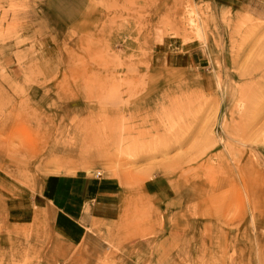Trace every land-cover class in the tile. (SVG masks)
I'll return each instance as SVG.
<instances>
[{
  "label": "rangeland",
  "instance_id": "obj_1",
  "mask_svg": "<svg viewBox=\"0 0 264 264\" xmlns=\"http://www.w3.org/2000/svg\"><path fill=\"white\" fill-rule=\"evenodd\" d=\"M75 173L118 188L70 247ZM0 264H264V0H0Z\"/></svg>",
  "mask_w": 264,
  "mask_h": 264
},
{
  "label": "crops",
  "instance_id": "obj_2",
  "mask_svg": "<svg viewBox=\"0 0 264 264\" xmlns=\"http://www.w3.org/2000/svg\"><path fill=\"white\" fill-rule=\"evenodd\" d=\"M200 1L209 3L215 10H233L243 0ZM117 188L116 181L112 179L100 181L77 173L50 174L42 181L38 197L40 206L36 207L45 211L49 227L65 245L76 246L84 241L87 236L86 229L93 222L113 219L107 214L111 211L107 206L116 196ZM150 191L153 195H159L166 190L157 186Z\"/></svg>",
  "mask_w": 264,
  "mask_h": 264
},
{
  "label": "built area",
  "instance_id": "obj_3",
  "mask_svg": "<svg viewBox=\"0 0 264 264\" xmlns=\"http://www.w3.org/2000/svg\"><path fill=\"white\" fill-rule=\"evenodd\" d=\"M101 177V172L100 171H96L94 173V178H100Z\"/></svg>",
  "mask_w": 264,
  "mask_h": 264
},
{
  "label": "bare ground",
  "instance_id": "obj_4",
  "mask_svg": "<svg viewBox=\"0 0 264 264\" xmlns=\"http://www.w3.org/2000/svg\"><path fill=\"white\" fill-rule=\"evenodd\" d=\"M80 154H81V152H80ZM58 156H59V155H58ZM58 156H57V157H58ZM55 157H56V155H55ZM58 158H59V157H58ZM62 158H63V157H62ZM56 159H57V158H56ZM57 161H58V159H57ZM66 162H67V161H66Z\"/></svg>",
  "mask_w": 264,
  "mask_h": 264
}]
</instances>
